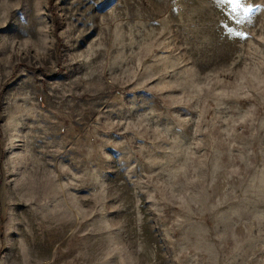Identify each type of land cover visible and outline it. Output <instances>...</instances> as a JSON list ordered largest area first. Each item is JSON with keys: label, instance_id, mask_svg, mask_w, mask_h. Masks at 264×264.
<instances>
[{"label": "rangeland", "instance_id": "374dc122", "mask_svg": "<svg viewBox=\"0 0 264 264\" xmlns=\"http://www.w3.org/2000/svg\"><path fill=\"white\" fill-rule=\"evenodd\" d=\"M0 0V264H264V0Z\"/></svg>", "mask_w": 264, "mask_h": 264}, {"label": "snow or ice", "instance_id": "6c2138e0", "mask_svg": "<svg viewBox=\"0 0 264 264\" xmlns=\"http://www.w3.org/2000/svg\"><path fill=\"white\" fill-rule=\"evenodd\" d=\"M223 3L229 4L233 12L242 11L245 15L250 13L252 9L244 6V0H222Z\"/></svg>", "mask_w": 264, "mask_h": 264}]
</instances>
